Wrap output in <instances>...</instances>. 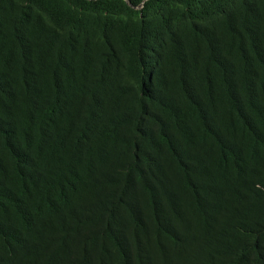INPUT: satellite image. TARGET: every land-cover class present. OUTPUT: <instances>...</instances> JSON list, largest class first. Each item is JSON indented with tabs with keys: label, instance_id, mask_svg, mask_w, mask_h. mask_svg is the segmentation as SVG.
I'll use <instances>...</instances> for the list:
<instances>
[{
	"label": "trees",
	"instance_id": "1",
	"mask_svg": "<svg viewBox=\"0 0 264 264\" xmlns=\"http://www.w3.org/2000/svg\"><path fill=\"white\" fill-rule=\"evenodd\" d=\"M0 264H264V0H0Z\"/></svg>",
	"mask_w": 264,
	"mask_h": 264
}]
</instances>
